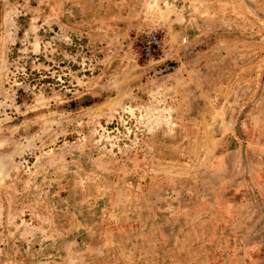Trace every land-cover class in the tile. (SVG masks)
<instances>
[{
    "label": "rangeland",
    "instance_id": "1",
    "mask_svg": "<svg viewBox=\"0 0 264 264\" xmlns=\"http://www.w3.org/2000/svg\"><path fill=\"white\" fill-rule=\"evenodd\" d=\"M0 264H264V0H0Z\"/></svg>",
    "mask_w": 264,
    "mask_h": 264
},
{
    "label": "built area",
    "instance_id": "2",
    "mask_svg": "<svg viewBox=\"0 0 264 264\" xmlns=\"http://www.w3.org/2000/svg\"><path fill=\"white\" fill-rule=\"evenodd\" d=\"M185 40V39H184ZM149 46L147 47V49L149 50L150 48L152 49H156L159 45H160V39L158 38L157 34L152 33L149 36V40H148Z\"/></svg>",
    "mask_w": 264,
    "mask_h": 264
}]
</instances>
